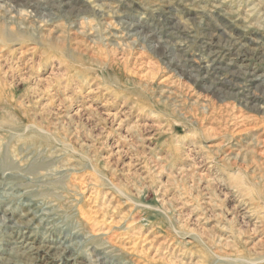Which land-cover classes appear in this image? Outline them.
<instances>
[{"label": "rangeland", "instance_id": "obj_1", "mask_svg": "<svg viewBox=\"0 0 264 264\" xmlns=\"http://www.w3.org/2000/svg\"><path fill=\"white\" fill-rule=\"evenodd\" d=\"M263 29L264 0H0V264H264V89L192 66L262 41L245 88ZM28 199L54 246L10 258Z\"/></svg>", "mask_w": 264, "mask_h": 264}, {"label": "bare ground", "instance_id": "obj_2", "mask_svg": "<svg viewBox=\"0 0 264 264\" xmlns=\"http://www.w3.org/2000/svg\"><path fill=\"white\" fill-rule=\"evenodd\" d=\"M61 1H63V0H61ZM251 11H253V10L249 9L245 12V14L242 18L243 22H247L248 18H251V16L254 14ZM219 16L222 17V19L225 20V22L227 23V25L225 24L226 28H230L228 23H230V24L234 23L233 20H231V16L229 15V13L222 12L221 14H219ZM257 20L259 22H263L262 21L263 19H262L260 14H259V17ZM208 27H209V25H208ZM246 28H247V26L243 27V29L247 30ZM213 34H214V32H213ZM213 34L209 35V37L202 39L203 48H208L207 49L208 53L199 54L198 55L199 57L197 56L195 59H193L194 64L192 66L195 67V69L198 71H201V72L205 71L207 73L209 72V73L213 74L215 79H216V84H219L222 86L228 85L229 86L228 88L230 89V91L235 90V91L243 93V91L247 90L249 87V84L247 85V82L248 83L252 82L253 88L258 89L259 87L262 86V89H264V73L263 72H262V74H254L253 70H252V72L250 70V72H248V75H250V78H248V80L243 79L241 81L244 83L245 88H243V86H242L238 89V87H236V84H233V85L228 84V80H226V78L233 79L234 77H237L235 72H233L231 70L232 66H236L237 60H240L241 62L247 61V63H246L247 67L251 65L252 60H251V58L248 57L246 51L247 52L248 51H255L259 47V44L262 45V41L257 42V40L250 39V38H249V41H245L242 37H240V38H236L234 40H231L229 42V44H227V45H222L223 43L222 44L218 43L219 41L217 42L215 40V36ZM261 36H262L261 38L264 39V29L262 30ZM256 69H259V67L256 66ZM251 88L252 87L249 88V93L247 92L246 94H244V96H246L247 98L252 96V98L257 97V98H260L261 100H264V90L261 91V94L259 95V94L255 93L256 89L253 90ZM252 90L254 91L253 93H251ZM224 93H225V91H224ZM261 108H264V107L260 106V109ZM40 163H42V162H40ZM21 165H22V162H21ZM34 168H35V166H34ZM35 169H37V168H35ZM5 172H7V170ZM37 172H39V171H37ZM8 173H10V172H8ZM37 205L38 204H36L33 199H28L27 202L24 204L25 208H24L23 212H21L22 213L21 216L12 224H9L10 222H12V218H13L12 215H10V217H9L8 213L4 214L5 221H6V228H8V232L4 234V237L8 238V244L10 246L9 249H7V251H5V253L10 258H12L11 254H14L15 256L16 255L22 256L26 260L38 259L42 256L43 253H46V251L51 250L53 248L54 245L53 246L46 245L45 242H43L42 240H40L36 236V234H38V233L35 230H32V229H34L33 224L36 220L35 210H36ZM5 212H7V211H5ZM7 256L5 255V257H3V259H10ZM17 260H18V262H11V264H22V261H19V259H17Z\"/></svg>", "mask_w": 264, "mask_h": 264}]
</instances>
